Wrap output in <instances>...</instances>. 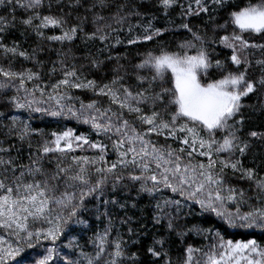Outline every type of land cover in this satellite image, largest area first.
Wrapping results in <instances>:
<instances>
[{
  "label": "snow or ice",
  "instance_id": "obj_1",
  "mask_svg": "<svg viewBox=\"0 0 264 264\" xmlns=\"http://www.w3.org/2000/svg\"><path fill=\"white\" fill-rule=\"evenodd\" d=\"M165 10L171 8L177 0H159ZM213 4L223 5L225 0H211ZM60 6V15H42L41 9L47 5L52 7L51 0H0V6L7 5L12 20L0 15V32L15 20L13 15L17 8L30 13L20 22L31 27L38 38L48 41H56L61 44L72 42L79 31H83L82 24L88 22L91 15V23L95 31L88 38H96L103 33L106 27H111L103 15L104 11L115 8L111 19L117 22L125 17L120 13L127 6L120 0H55ZM197 6L194 11L191 4L186 10L187 15H199L209 9L205 0H194ZM66 9L73 12L84 9V15L78 16L80 21L71 27H67L71 15ZM33 21H39L34 24ZM237 31L220 37L219 42L231 49L230 62L240 68L245 65L243 71H227L223 61L210 58L209 52L204 47L202 37L192 33L195 41H187L180 45L181 49H195V54L188 51L168 52L161 50L160 54L148 53L147 57L138 65V69H150L151 77L137 75V81L141 87L133 92L121 83L123 77H115L110 84L97 85L94 80H82L75 66L68 68L64 60L58 62L62 66L63 79L52 85L56 95H48L47 99L55 101L58 108L45 109L33 104L43 101H28L21 103L16 97L12 103L16 109H28L31 112L46 113L52 117H59L66 113L71 117L89 124L97 135H103L111 141V148L117 154V159L110 164L106 160L108 145L102 141H91L85 135H76L72 130L63 133H52L54 139L45 140L39 144L36 151L30 156V163L22 165L16 163V157L9 155L10 148L4 147L0 142V229L17 238V242L27 241V247L33 248V238L38 243L41 238L50 240L53 244L60 238L65 226L73 217H77L80 211H86L85 201L89 197L100 200L106 186L111 183L113 190L121 185L125 179L140 183V191L149 195L164 188L172 192H178L187 199L200 205L203 211H211L216 216L224 218L232 227L264 229V177H258L252 169H242L238 159L233 160L232 155L238 152L241 156L246 152L249 144L238 136V125L243 123V117L236 119L240 114L243 97L264 88V76L259 80L248 79V65L250 48L259 49L264 55V44L252 43L244 39V33L264 35V0L257 3H249L238 11L230 13V21ZM150 27V25H149ZM183 28L189 32L192 29L188 24ZM224 28L225 24L218 25ZM47 28H59L61 34L48 35L42 31ZM159 29L152 35H146L145 40L153 39L160 35ZM100 40H105L106 35H99ZM136 41H130L135 43ZM119 43V41H117ZM0 50L13 57L19 56L25 60H36L37 50L31 54L18 50L17 46L7 47L0 43ZM70 53H64L68 58ZM38 64L42 63L36 61ZM256 64L264 72V59H258ZM95 66V62H93ZM216 68L226 74L217 80L202 83V78L208 75L209 69ZM53 73L57 69L51 70ZM171 87H166L169 74ZM0 89L10 86L9 82L19 81V89L32 95V90L25 88L26 81L39 78V73L31 70L14 71L10 68L0 67ZM147 83V87L143 85ZM159 84V91H155ZM69 89L91 90L95 95L107 97L108 107H101L97 101L88 104L81 102L80 109L76 110L71 105L61 102L70 99ZM36 91L44 92L36 86ZM115 105L114 109L112 106ZM141 105L149 106L150 111L145 112ZM174 107V111L172 108ZM118 109V110H117ZM125 112L133 114L135 119L125 118ZM168 119H165V116ZM147 125L146 129L136 127V123ZM34 133L28 121H21L19 117H11V123L7 126L6 137L16 136L23 141ZM184 133L183 137L178 134ZM202 133H206L205 139ZM217 133H224L216 138ZM164 137L165 140H178L183 147L173 148L169 144H158L150 137ZM251 137L264 136V133L255 131L249 134ZM29 147L32 145L29 143ZM96 150L94 156L71 155L77 150ZM56 156L55 168L46 171L43 166L44 159L49 154ZM228 153V159H214L213 154ZM207 157V163L196 159ZM219 164V167L217 166ZM231 168L233 173L239 172L240 180L251 181L255 185L258 204L252 206L249 211L241 212L240 207L248 203V198L243 190L233 187L229 182L226 170ZM138 170V174H137ZM18 172V174H17ZM37 177H41L38 179ZM118 203L115 200H103L104 205ZM235 203V212L225 210L226 205ZM179 209V201H165L157 203L160 209L159 215L154 217L156 223L162 218L168 219V229H173L175 217L163 211L169 206ZM125 207V205H120ZM66 214V216H65ZM67 217V218H66ZM99 218V217H98ZM81 222V221H77ZM46 223L47 228H37L33 231V225ZM111 220L109 226L102 233L98 232L93 240L94 254L81 252V256L87 264H123L124 259L135 261L136 254L126 256L125 242L121 238L109 239L111 232ZM131 232V229H129ZM210 233V230H198V234ZM183 235V233H181ZM219 236V234H216ZM0 236V244H3ZM70 242L65 247H71ZM158 245L164 241L157 240ZM111 246V251H109ZM24 251V246L0 247V264H9ZM54 248H48L47 254L36 264H49L53 258ZM148 252L154 257L163 254L155 247L148 248ZM199 254V255H197ZM66 264H72L66 261ZM165 264H171L166 261ZM183 264H264V248L257 241H225L222 237L217 243L211 244L208 250L194 248L189 245L185 249Z\"/></svg>",
  "mask_w": 264,
  "mask_h": 264
},
{
  "label": "trees",
  "instance_id": "obj_2",
  "mask_svg": "<svg viewBox=\"0 0 264 264\" xmlns=\"http://www.w3.org/2000/svg\"><path fill=\"white\" fill-rule=\"evenodd\" d=\"M52 7L47 5L41 9L42 15H60V6L51 0ZM66 3V0H64ZM208 11L201 12L199 15H187L186 10L191 4L195 11L197 6L194 0H177V2L167 10L160 4L159 0H120V3L127 5L120 13L125 17L123 21L117 22L111 19L116 9L112 8L104 11L103 15L107 20L101 23H107L111 27H106L103 33L97 34L96 38L89 39V34L95 31V26L90 22L91 15L88 16V22L81 26L83 31L77 33L76 38L72 42L61 44L56 41H48L38 38L31 27L25 26L20 21L27 17L30 13L17 8L15 20L6 27V30L0 32V43L7 47L17 46L18 50L26 51L29 54L33 50H37L36 60H25L22 57H13L10 53L6 54L0 50V67L20 72L31 70L39 73V78L25 82V88L32 90V95L24 90L19 89V81L9 82L10 86L0 89V142L4 147H9V155L16 157V163L27 165L30 163V156L36 151L39 144L45 140H52V133H63L72 130L76 135H85L91 141H102L108 145L107 162L117 159V154L111 148V141L103 135H97L89 124L82 123L66 113L59 117H52L46 113L31 112L28 109H16L12 103V98L16 97L21 103L28 101H43V103L33 104L45 109H56L58 106L55 101L47 99V95L42 96L40 91H36V86L41 83L46 85L56 84L63 79V71L59 60L65 61V66L71 68L75 66L82 80H94L97 85L110 84L117 77H123L121 83L123 86L130 88L133 92L140 90V83L137 81V75L151 77L153 74L150 69H138L136 65L140 64L148 53L154 55L160 54L161 50L168 52L188 51L189 54H195V49H181L180 45L187 41H192L199 45V41H195L192 33H196L202 37L204 47L210 54L211 60H220L224 62L227 71H243L245 65H241L239 69L230 62L231 49L225 48L219 39L223 35H229L233 31H237L230 21V13L238 11L245 7L249 0H225L223 5L213 4L211 0H205ZM251 3H257V0H251ZM71 15L68 20L67 27L80 23L78 16L84 15V9L73 12L66 9ZM0 15L5 16L8 20H12L7 5L0 6ZM34 24L39 21H33ZM183 24H188L192 29L189 32L183 28ZM225 24L224 28L217 27ZM150 25V27H149ZM159 29L161 34L153 36L151 40H145L146 35ZM45 36L59 35V28H47L42 30ZM106 35L105 40H100L99 35ZM244 39L257 44H264V35H256L244 33ZM119 41V43H117ZM130 41H136L130 43ZM248 79L256 81L264 76V72L260 70V66L256 64L258 59H264L259 49L250 48ZM64 53H70L68 58L63 56ZM42 63H37L36 61ZM95 62V66H93ZM55 68L57 71L53 73L51 70ZM226 74L224 71L211 68L208 75L202 78V83L222 78ZM166 87H171L170 73ZM4 81V77H0V82ZM147 87V83L143 85ZM155 91H159L157 84ZM62 91L67 92L70 99H66L61 103L71 105L76 110L80 109L81 102L88 104L97 101L99 106L108 107L109 100L107 97L95 95L91 90L85 89H69ZM242 108L236 119L243 117V123L238 125V136L242 141L249 144L246 152L241 156L238 152L232 155V159L240 161L242 169H252L258 177H264V136L251 137L249 134L253 131L264 133V88H257V91L243 97L241 100ZM145 112L150 111L149 106L141 105ZM174 107L172 111H174ZM11 117H19L21 121H28L34 133L25 140L21 141L15 135L6 137L7 126L11 123ZM125 118L134 120L133 114L125 112ZM169 117L166 115L165 119ZM136 127L143 129L144 125L136 123ZM183 137V133L178 134ZM205 139H208L206 133H202ZM224 133H217L216 138L220 139ZM158 144H169L173 148L183 147L178 140L167 139L152 135L150 137ZM31 143L32 147H29ZM96 150L87 149L77 150L71 155L76 156H94ZM58 154H49L43 161L46 171H52L55 168L56 156ZM204 158L207 163V157ZM214 159H228V153L213 154ZM219 167V164L217 165ZM230 184L245 192L246 197L250 199L257 198L255 185L248 180H240L237 177L239 172L233 173L231 168L226 170ZM18 174V172H17ZM138 174V170H137ZM40 179L41 177H37ZM158 193H162L164 201H179V209L176 206H169L163 209L164 212L175 217L173 220L174 228L168 229V219L162 218L160 223H156L154 217L159 215L160 209L156 208L159 202L156 198ZM103 200H115L118 203L104 205ZM86 211H80L77 217H73L65 226V230L60 238L53 244L50 240H41L37 243L33 238V248L27 247V241L17 242V238L7 235L5 230L0 229V236L8 237L9 240L15 242L16 246H24V251L17 257L21 264H36V262L47 254L48 248H54L53 258L49 264H66V261L72 264H87L81 252L87 254L95 253L93 240L98 232L102 233L109 226L111 220L110 240L121 238L125 242L126 256L136 254V259H124L123 264H165L170 261L171 264H183L185 249L191 245L194 248H201L205 251L209 249L211 244L217 243L222 237L225 241H247L254 239L257 244L264 248V229L259 228H243L232 227L224 218L216 216L211 211H203L200 205L187 199L186 196L174 193L168 188L160 186V190L149 195L140 191L139 182H131L127 179L115 190L112 189L111 183L106 186V190L100 200L93 197L87 198ZM125 205V207H120ZM237 205H226L225 210L235 212ZM250 209L241 206L240 211L247 212ZM66 216V214H65ZM99 217V218H98ZM67 218V217H66ZM81 221V222H77ZM46 223H37L33 225V231L37 228H47ZM131 229V232L129 231ZM198 230H210L206 234ZM183 233V235H181ZM219 234L217 236L216 234ZM163 240L164 244L158 245L157 240ZM70 242H74L71 247H65ZM155 247L163 254L157 258L148 252V248ZM111 251V246H109ZM199 255V254H197ZM103 264V261L100 262Z\"/></svg>",
  "mask_w": 264,
  "mask_h": 264
},
{
  "label": "rangeland",
  "instance_id": "obj_3",
  "mask_svg": "<svg viewBox=\"0 0 264 264\" xmlns=\"http://www.w3.org/2000/svg\"><path fill=\"white\" fill-rule=\"evenodd\" d=\"M52 85H54V84L46 85L44 83H41V84H39V87H40V89L43 90V92L47 96L48 95H56V92H54L53 89H52V87H51ZM112 107L114 109L116 108L115 105H113ZM147 127H148L147 125H144V128L143 129H146ZM183 135H185V134L183 133ZM196 159L201 160V161H203V162L206 163V160L204 158L196 157ZM156 198L158 199L159 203H162L165 200L162 193H158V196ZM246 198H248V197H246ZM232 204H234V203H232ZM257 204H258L257 198H255V199L248 198V203L247 204H244L243 206H245V207H247V208L250 209L252 206H255ZM47 227H50V225H47ZM3 240H4V243L3 244H0V247L6 248L9 245H12L13 247L16 246L15 245L16 243L13 242V241H11V240H9L8 237H3ZM9 264H21V261L18 258H16L14 261H10Z\"/></svg>",
  "mask_w": 264,
  "mask_h": 264
}]
</instances>
